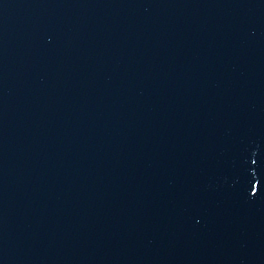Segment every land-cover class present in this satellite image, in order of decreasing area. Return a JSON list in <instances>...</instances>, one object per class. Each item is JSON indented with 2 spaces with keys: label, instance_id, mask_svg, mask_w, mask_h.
<instances>
[{
  "label": "water",
  "instance_id": "95a60500",
  "mask_svg": "<svg viewBox=\"0 0 264 264\" xmlns=\"http://www.w3.org/2000/svg\"><path fill=\"white\" fill-rule=\"evenodd\" d=\"M264 154V0H0V264H142Z\"/></svg>",
  "mask_w": 264,
  "mask_h": 264
}]
</instances>
